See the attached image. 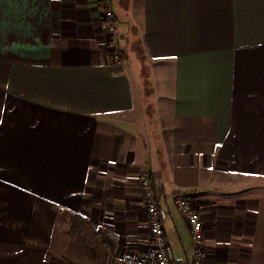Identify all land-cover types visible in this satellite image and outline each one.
<instances>
[{
	"label": "crops",
	"instance_id": "obj_1",
	"mask_svg": "<svg viewBox=\"0 0 264 264\" xmlns=\"http://www.w3.org/2000/svg\"><path fill=\"white\" fill-rule=\"evenodd\" d=\"M110 5L120 60L101 0H0V264L143 254L146 171L172 264L177 194L204 264H264V0Z\"/></svg>",
	"mask_w": 264,
	"mask_h": 264
},
{
	"label": "built area",
	"instance_id": "obj_2",
	"mask_svg": "<svg viewBox=\"0 0 264 264\" xmlns=\"http://www.w3.org/2000/svg\"><path fill=\"white\" fill-rule=\"evenodd\" d=\"M104 2L102 18L108 22V39L106 48L112 50V56L120 60L121 50L118 48V34L110 0ZM140 187L145 201L147 221L150 232L148 249L141 255H119V264H172L162 222L161 212L151 184L149 171L140 176ZM177 209L186 219L191 234V258L188 264H204L207 256L203 231V220L199 210L194 208L189 196L177 194L174 197Z\"/></svg>",
	"mask_w": 264,
	"mask_h": 264
},
{
	"label": "trees",
	"instance_id": "obj_3",
	"mask_svg": "<svg viewBox=\"0 0 264 264\" xmlns=\"http://www.w3.org/2000/svg\"><path fill=\"white\" fill-rule=\"evenodd\" d=\"M105 50H106L108 53H111V54H112V50H111V49H109V48H105ZM124 55H125L124 52L121 50V59L123 58Z\"/></svg>",
	"mask_w": 264,
	"mask_h": 264
},
{
	"label": "rangeland",
	"instance_id": "obj_4",
	"mask_svg": "<svg viewBox=\"0 0 264 264\" xmlns=\"http://www.w3.org/2000/svg\"><path fill=\"white\" fill-rule=\"evenodd\" d=\"M120 25V22H118V26ZM116 26H117V24H116ZM118 33H119V30H118ZM168 89V88H167ZM167 89H165V90H167Z\"/></svg>",
	"mask_w": 264,
	"mask_h": 264
}]
</instances>
